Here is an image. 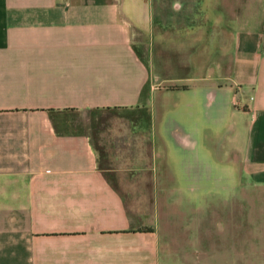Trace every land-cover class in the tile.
Instances as JSON below:
<instances>
[{"label":"crops","instance_id":"1","mask_svg":"<svg viewBox=\"0 0 264 264\" xmlns=\"http://www.w3.org/2000/svg\"><path fill=\"white\" fill-rule=\"evenodd\" d=\"M154 22L162 34L189 33L174 64L184 75L152 70L143 33ZM160 81L174 82L187 109L165 138L183 169L199 112L227 129L217 149L229 151L217 160L227 181L239 166L238 203L257 214L231 209L207 218L208 228L206 218L179 217L190 225L167 220L162 232L159 215L129 214L112 180L154 184L148 103ZM110 109L143 118L137 138L115 148V162L124 152L131 161L106 169L67 116ZM126 173L145 178L127 182ZM0 264H264V0H0Z\"/></svg>","mask_w":264,"mask_h":264},{"label":"rangeland","instance_id":"2","mask_svg":"<svg viewBox=\"0 0 264 264\" xmlns=\"http://www.w3.org/2000/svg\"><path fill=\"white\" fill-rule=\"evenodd\" d=\"M210 16L208 13H206ZM209 17L203 14V22ZM169 32V33H168ZM159 30L158 24L154 22L152 29L144 31L145 43L150 54V65L152 70L171 76L184 75L182 69L174 66L175 61L182 56H186L189 47V33L175 35L174 31ZM204 33V31L202 32ZM202 42L204 37L202 34ZM139 54L142 52L137 47ZM146 57V56H145ZM169 65L167 69L164 64ZM174 82H159L158 87L151 94L152 99L148 103L149 109L154 115L152 140L156 143L153 156L151 158L153 186H124L119 184L113 177L115 189L120 193L127 207L129 214L137 212L151 215L158 221L155 226L160 227V232L164 230L167 220L174 221V230L180 225L186 228L190 223H180L179 217L191 218L193 216L211 218L215 215L225 216L232 213L236 215L257 214V207H242L238 201L243 198L242 186L239 185L238 165L234 166V175L227 181V168L224 162L217 160L216 152L229 151L228 144L223 150H218L217 140L227 129H214L201 117L199 112H194V118L199 120L197 127L198 145L195 151L189 152L186 156L183 169L181 159L172 149L171 143L166 142L168 125H173L170 119L185 120L186 108L181 106L183 95L180 91L174 90ZM143 118L140 111L131 109H110V110H89L86 112H73L69 119L73 123L69 126L70 131L82 132L89 136L93 147L97 153L98 164L109 169L110 167L125 165L131 161L129 152H124V159L114 161L115 155H119L115 148L129 146L130 139L137 138V129L133 127L136 117ZM182 121V120H181ZM238 134L236 135L234 146L241 150L243 134L241 133L242 122L237 120ZM242 121V120H241ZM140 132V131H139ZM131 143V142H130ZM198 156V157H197ZM111 159V160H110ZM122 161V162H121ZM218 167L215 168L216 164ZM219 167L221 169H219ZM224 169L223 174L220 172ZM135 169H133L134 171ZM229 170V169H228ZM189 171V172H188ZM218 172L220 175L218 176ZM127 182H142L145 175L140 173L120 175ZM221 179H217V178ZM230 179L232 181H230ZM253 192H247L252 195ZM251 198H257L253 194ZM234 202V206H229ZM207 219L203 222V227H209ZM156 221V219H155Z\"/></svg>","mask_w":264,"mask_h":264},{"label":"trees","instance_id":"3","mask_svg":"<svg viewBox=\"0 0 264 264\" xmlns=\"http://www.w3.org/2000/svg\"><path fill=\"white\" fill-rule=\"evenodd\" d=\"M149 230V229H148Z\"/></svg>","mask_w":264,"mask_h":264}]
</instances>
